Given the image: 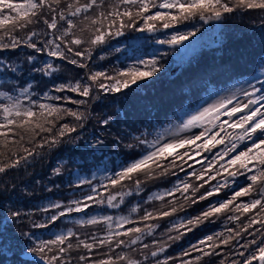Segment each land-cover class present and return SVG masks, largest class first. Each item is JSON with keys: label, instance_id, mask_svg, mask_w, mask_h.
<instances>
[{"label": "snow or ice", "instance_id": "obj_1", "mask_svg": "<svg viewBox=\"0 0 264 264\" xmlns=\"http://www.w3.org/2000/svg\"><path fill=\"white\" fill-rule=\"evenodd\" d=\"M239 9L264 10V0H0V174L37 157L44 160L64 145L78 149L81 141L83 160L99 159L95 153L105 139L82 136L94 101L148 83L162 71L169 51L190 74L181 93L184 107L164 116L167 123L149 104L137 114L138 119L143 115L144 130L112 141L135 152V158L112 160L100 180L94 172L91 178L82 175L72 158L58 160L49 178L53 187L45 190L58 191L55 180L65 175L62 167L76 164L67 172L72 198L49 199L26 212L9 206L6 217L17 226L27 220L30 229L18 233L24 248L17 252L5 242L6 228L0 224V256H8L9 264L11 256L27 253L42 264H264V81L254 77L215 90L213 77L231 69L201 67L195 39L204 25L222 22ZM126 33L167 50L154 49L149 58L137 56L111 71L97 67L113 51L122 54L117 45ZM258 59L264 61V55ZM63 65L84 73L74 82L61 80ZM38 77L51 87L40 89ZM199 88H206L207 96L189 110L192 89ZM114 123L112 115L98 120L101 130ZM157 181L169 186L145 197L146 185ZM8 191L0 182V198ZM221 193L227 198L210 200ZM203 201L209 202L196 215L188 214ZM126 203L128 215L107 214L123 211ZM222 217L223 230L168 254L186 234ZM166 218L172 219L161 224ZM66 220L72 227L50 232L47 239H37L32 231H50Z\"/></svg>", "mask_w": 264, "mask_h": 264}, {"label": "trees", "instance_id": "obj_2", "mask_svg": "<svg viewBox=\"0 0 264 264\" xmlns=\"http://www.w3.org/2000/svg\"><path fill=\"white\" fill-rule=\"evenodd\" d=\"M17 3L16 1H13ZM215 29L217 39L214 40L212 29H209V24L204 25L197 37L200 42L198 48V56L201 67H211L214 65H223L231 69L230 72L215 75L212 79V86L215 90H223L239 79H249L251 76L260 75L258 78L264 81V61L258 59L264 55V10L259 9H239L233 14H228V18L222 22L211 21ZM199 26V25H198ZM206 29L204 31L202 30ZM208 34V35H207ZM140 35L137 33H126L125 37L119 38L120 43L117 45L121 48V53L112 52L106 57L105 61H97V67H103L105 70L111 71L114 67L120 68L122 65H127L133 62L137 56L145 59L149 58L154 49H159L160 52L167 50V46H160L154 43H138L136 37ZM147 36L148 34H144ZM131 54V55H130ZM98 55V54H97ZM159 58V53L157 54ZM179 55L169 51V54L164 56L161 60L162 71L152 78L148 83L131 91H126L123 95L116 94L115 96H105L100 101H94L93 106L89 109V119L86 121V127L82 132V136L89 139L93 136H102L106 143L100 147L95 153L99 159L93 160L91 156L87 161L83 160V141L81 147L73 149L70 145H64L46 154L44 160L35 159L33 164L26 167L20 166L18 170H11L7 174L6 181L9 191L0 198L3 207L0 208V224L6 228L4 235L5 242H11L14 249L19 252L24 248V243L21 242L18 233L30 229V224L27 220L23 224L17 226L15 222L11 221L10 217H6L8 207L19 208L21 212L32 210L34 206L43 205L49 199L67 200L72 198V192L67 186L70 179L67 172L76 168V164H80L83 168L82 175L91 178V173H96V180H100L106 168H111V161L119 157L123 160H130L135 158L136 153L127 152L123 146L117 148L113 144L114 138L120 134L130 133L131 135H139L144 130L142 122L143 115L138 119L137 114L142 113L146 105H153L160 109L158 115L161 117L162 123H167L164 116L170 115L173 111H179L180 107H184L180 102L182 100V89L187 86V81L190 80V74L187 70L188 66L182 65L179 62ZM175 65L174 71H171L172 66ZM84 70L76 69L71 65H63L60 73L61 80L75 81L76 78L82 76ZM229 77H232L229 79ZM39 88H50L51 82L48 79L37 78ZM65 95H72V93H65ZM207 96L206 88L192 89V99L189 110L195 108L196 104L201 98ZM179 105V107H177ZM71 108H76L75 105H67ZM128 114L127 118L125 114ZM103 115H112L116 120L111 128L101 130L98 120ZM75 135V134H74ZM151 138V137H150ZM72 158L76 164L62 167L65 173L60 179L55 180L56 184L61 187L58 191L48 192L46 188H52L53 184L49 182L52 169L57 167L58 160H66ZM183 176V173H181ZM71 179H74L72 177ZM174 179V178H171ZM238 182L241 186H245L247 181L240 177ZM13 185L15 188L13 189ZM169 186V181L163 183L157 181L146 185L145 197L158 189ZM226 192L228 190H225ZM217 198H227L224 193L220 197H213L210 200ZM247 200V197L241 198ZM209 201L200 202L188 209V214L196 215L202 208H204ZM130 204L122 205L123 211L107 210V214L118 213L120 215H128ZM159 206L158 204L156 205ZM151 207V205H149ZM184 215V213H178ZM3 219V220H2ZM161 221V224H166ZM222 217L216 223H206L201 225L198 229L186 234L179 242L174 243L169 249L170 255H176L182 249H186L190 244L196 243L203 236L214 231L223 230L225 227ZM227 227H235L234 224H228ZM67 227L72 225L66 220L57 228L45 230H32L36 232L37 239L50 238V232L66 231ZM163 229L157 230V238ZM10 255V254H9ZM207 259V258H205ZM12 264H42L38 256L32 253H27L23 257L11 256ZM255 263V262H254ZM0 264H9L8 256H0Z\"/></svg>", "mask_w": 264, "mask_h": 264}, {"label": "rangeland", "instance_id": "obj_3", "mask_svg": "<svg viewBox=\"0 0 264 264\" xmlns=\"http://www.w3.org/2000/svg\"><path fill=\"white\" fill-rule=\"evenodd\" d=\"M13 1H16L17 3H23L24 2V0H13ZM214 22V21H213ZM210 25H208L209 26V29H212L213 27H214V25H213V23H209ZM204 27V26H203ZM207 29V28H206ZM206 29L204 28V30H202V32L204 31V34L207 32L206 31ZM216 29V28H215ZM215 29H212V31H213V33H211L210 34V36H213V35H215ZM208 33V32H207ZM208 35V34H207ZM214 37V36H213ZM196 40L198 39V37H196L195 38ZM199 41V40H198ZM186 43H188V42H186ZM242 80V79H241ZM244 80V79H243ZM247 80H252L251 78L250 79H247ZM238 81H240V80H238ZM237 81V82H238ZM237 82H235V83H232L231 85H229V87H227V88H233V86L234 85H236L237 87L239 86L238 85V83ZM39 158V157H38ZM38 158H36V160H38ZM33 164V161L32 160H30L29 162H28V165H32ZM28 165H24V164H22L21 166H24V169H26V167H28ZM10 173V172H9ZM6 178H7V175H4V174H0V182H5L6 181ZM3 220V219H2ZM57 231H60V230H57ZM254 264H256V262L254 263Z\"/></svg>", "mask_w": 264, "mask_h": 264}, {"label": "water", "instance_id": "obj_4", "mask_svg": "<svg viewBox=\"0 0 264 264\" xmlns=\"http://www.w3.org/2000/svg\"><path fill=\"white\" fill-rule=\"evenodd\" d=\"M257 264H258V262H257Z\"/></svg>", "mask_w": 264, "mask_h": 264}]
</instances>
